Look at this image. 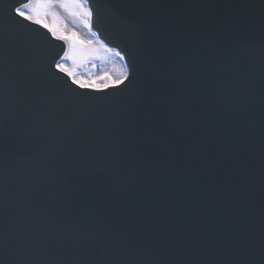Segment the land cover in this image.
Masks as SVG:
<instances>
[{
  "label": "water",
  "instance_id": "95a60500",
  "mask_svg": "<svg viewBox=\"0 0 264 264\" xmlns=\"http://www.w3.org/2000/svg\"><path fill=\"white\" fill-rule=\"evenodd\" d=\"M89 2L131 81L86 107L0 23V262L264 264V0Z\"/></svg>",
  "mask_w": 264,
  "mask_h": 264
},
{
  "label": "snow or ice",
  "instance_id": "6c2138e0",
  "mask_svg": "<svg viewBox=\"0 0 264 264\" xmlns=\"http://www.w3.org/2000/svg\"><path fill=\"white\" fill-rule=\"evenodd\" d=\"M99 7L91 4L89 0H15V2L0 0V23L10 22L21 27L27 26L24 22L35 24L45 29L53 40L61 42L63 54L52 56L49 68L55 69V72L51 73L53 79H57L55 73L67 77V83L72 86L68 89L70 96L67 103L70 105L86 107L88 101L118 92L126 82L131 81V73L126 62L115 79L107 73L85 76L77 71L89 55L100 50L110 52L122 62L125 61L120 51L107 48L102 41L98 40L96 42L98 47L94 48L92 41L82 40L76 31H66V26L59 22V17L54 11L56 8L64 10L74 18V23L79 22L81 26L91 31L94 20L99 16ZM49 16L52 17V23L48 22ZM93 35L96 33L93 32ZM77 89L79 91H76Z\"/></svg>",
  "mask_w": 264,
  "mask_h": 264
},
{
  "label": "rangeland",
  "instance_id": "374dc122",
  "mask_svg": "<svg viewBox=\"0 0 264 264\" xmlns=\"http://www.w3.org/2000/svg\"><path fill=\"white\" fill-rule=\"evenodd\" d=\"M54 11L57 13L59 17V22L62 23L63 26H66L65 30H74L76 31L80 38L84 41H92V47L96 48L97 45V37L93 35V31H89L87 28H84L79 24V22L74 23V18L69 16L68 13L64 12V10L56 8ZM48 22L52 23V17H48ZM123 67V63L120 62L118 57H115L110 52H104L103 50L92 53L88 56L87 60L81 64V66L77 69V71L82 75H93L98 76L102 73L109 74L113 79L119 76Z\"/></svg>",
  "mask_w": 264,
  "mask_h": 264
}]
</instances>
